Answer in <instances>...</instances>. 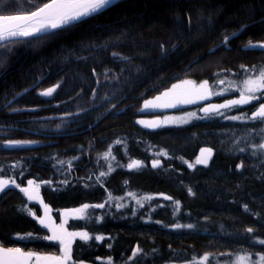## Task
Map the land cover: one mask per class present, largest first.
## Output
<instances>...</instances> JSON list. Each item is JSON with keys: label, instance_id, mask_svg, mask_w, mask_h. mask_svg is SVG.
I'll return each instance as SVG.
<instances>
[{"label": "trees", "instance_id": "1", "mask_svg": "<svg viewBox=\"0 0 264 264\" xmlns=\"http://www.w3.org/2000/svg\"><path fill=\"white\" fill-rule=\"evenodd\" d=\"M31 10L32 0L0 4V14ZM54 32L0 48V179L39 185L38 200L15 185L1 191L0 244L58 251L28 209L42 217L46 204L60 222L64 210L87 204L83 218L66 223L90 236L74 240V264H188L206 253L208 264L239 256L259 264L264 150L254 146L264 143V123L226 117L251 116L264 99L179 125L138 120L160 116L144 102L182 79L215 88L264 70V49L246 47L264 41V0H120ZM54 85L51 96L40 94ZM27 139L39 143L6 145ZM204 148L212 149L208 164L189 167ZM133 160L141 166L129 168ZM26 233L34 238H17Z\"/></svg>", "mask_w": 264, "mask_h": 264}, {"label": "snow or ice", "instance_id": "2", "mask_svg": "<svg viewBox=\"0 0 264 264\" xmlns=\"http://www.w3.org/2000/svg\"><path fill=\"white\" fill-rule=\"evenodd\" d=\"M5 3V0H0V4ZM116 0H41L39 4H36L32 0L31 11H25L22 13L16 14H0V48L10 51L8 47L10 44L24 43L28 41L29 38L36 37L37 34H55L54 30L67 29L72 27L75 23L83 22L87 18L95 17L96 15L102 14L104 11L114 6ZM247 28V25H241L240 29L237 32L243 31ZM237 32H233L230 35H225L223 38V43L226 45L231 37H235ZM175 47V46H173ZM246 47L248 48H261L264 49V41L253 43L251 40L248 41ZM162 51L163 45L161 46ZM114 57H117L122 60H128V57H122L119 53H113ZM243 67V66H242ZM183 85H193V89L188 91L180 96L175 97L172 100H166L171 94V92L177 88H180L181 85H173L172 90L166 91L161 94V96L155 97L154 100H146L144 102L145 108H170L175 107L176 104L180 103H194L196 100L207 99L208 96L215 95L209 90V85L207 81H203L198 87L195 86V82L191 80H185L181 82ZM220 84H223L224 81H219ZM59 85H54L43 90L40 94L43 96H51ZM259 93V95H257ZM264 99V70L260 71L256 77H249L243 81V87L240 89V96L238 99L228 100L224 104L220 105H209L201 109L205 114L218 112L219 109L233 108L238 105H248L253 101ZM195 113H189L188 116H194ZM232 120H254L264 123V103H261L259 107L252 112L251 116L241 115V116H232L226 117ZM184 119L176 120L171 117H165L163 121L148 122L140 121L141 124H145L147 127H158L160 124H173V123H186ZM9 143H19V142H9ZM119 143V142H118ZM264 150V143L255 145ZM241 151H244L241 149ZM110 152L105 153V159L108 158ZM212 155L211 148H204L200 150V156L197 157L195 164L207 165L209 159ZM160 160L152 161V167H158L160 165ZM141 162L133 160L128 164L129 168H139ZM194 164H189V167H194ZM237 167H242L238 165ZM112 171L109 167V172ZM101 176L107 175V173H101ZM10 185H15V187L20 188L19 184H16L14 180H3L0 179V191H4ZM29 187L20 188V191L23 192L29 200H38L39 199V185L34 181H28ZM191 192V189H189ZM129 195H134L129 193ZM171 199V197H166ZM144 199H151V197H145ZM43 203V201H40ZM138 203L140 201H137ZM179 205V202H176ZM104 204L94 205L92 207L103 208ZM90 205H82L80 208L66 211L65 216L75 214L78 218H83L86 209ZM122 207V205H121ZM247 209V205H245ZM48 205H44V216L36 217L35 212L31 209H28L30 215L34 216L40 225L49 228L52 231L51 236L43 237V239L58 242L60 246V255H40L34 252H25L19 247L14 248H4L0 247V264H69L72 260V243L76 237H79L81 240L87 241L90 239V236L87 232H68L64 228L63 224L58 226L54 225L51 222V217L49 216ZM67 221H65L66 223ZM176 228L182 227L177 224L174 225ZM186 227L191 228L192 225H186ZM249 233H252L254 229L249 228L246 230ZM18 239H31L34 238L32 233H26L23 236L17 235ZM39 238V237H35ZM95 239L102 240L104 237L96 236ZM260 244H264V240L258 241ZM141 249L137 247L133 255L135 256L138 253H141ZM211 254H204L199 261H189L188 264H208L209 257ZM237 264H256L254 261H250L247 256H239L237 258ZM259 264H264V255L259 257Z\"/></svg>", "mask_w": 264, "mask_h": 264}, {"label": "rangeland", "instance_id": "3", "mask_svg": "<svg viewBox=\"0 0 264 264\" xmlns=\"http://www.w3.org/2000/svg\"><path fill=\"white\" fill-rule=\"evenodd\" d=\"M185 80L194 81L195 82V86H197V87L203 82V81L202 82H196L193 79H182V80H180V81H178V82H176V83L173 84V85H181V87L173 90L171 92L170 96L168 98H165V99L166 100H172V99H174L177 96H180V95H182V94H184V93H186L188 91H191L193 89V85H183L181 83L182 81H185ZM173 85L171 87H169L168 89L164 90L163 92L159 93L155 97L161 96L162 93H164L166 91H169V90H172ZM208 85H209V90L211 92H213V93H216L217 95L218 94L219 95H227V94H230L233 91H237L238 94L234 98H230V99L223 100V102H216V101H214V98L216 96L215 95H211V96H208V98L207 99H204V100H196L194 103H180V104H176L175 107H170V108H145L143 106V109L145 111H154V112H157V113L161 112V114H160V116H157V117L141 118V119L138 120V122L140 123V121H148V122L163 121L165 119V117H171V118L176 119V120L184 119V120L187 121L186 123H188V122H190V121H192L194 119H197L199 117H205V116H207L209 114H219V113H222L225 110V108L219 109L218 112H213V113H208V114H205L201 109H203L205 107H208L209 105H220V104H224L228 100L238 99L239 96H240V89L243 87V82L241 84H239V83H232L231 81L230 82L229 81H224L223 84H220L219 83L218 86L215 87V88H212L209 83H208ZM42 91H40V93ZM45 97H48V96H45ZM155 97L150 98L148 100H154ZM31 111L32 112H36L37 110H31ZM189 113H195V115L189 117L188 116ZM179 124H184V123L160 124V125H179ZM141 125L146 126L145 124H141ZM11 142H19V143H9L8 142L6 145H8V146H30V145H35V144H38L39 143L38 140H32V139L17 140V141H11ZM196 159L193 160V161H185V162L188 165L189 164H194L196 166V165H198V164H195ZM26 187H29V185L27 184L25 186V188ZM0 193H1V191H0ZM42 207H43V215H42V217H43L44 214H45L44 213V204H42ZM73 209H76V208H73ZM73 209H66V210H64L62 212V220L60 222H58L53 217L52 211L49 208V210H50L49 211V216L51 217V222L54 225H56V226H58L60 224H63L64 225V228L67 229L68 232H83V231H71V230H69L67 228V225H66L67 222L65 223V221H68L71 218H77V216L75 214H71V213L69 215L65 216L64 213L66 211H69L70 212V210H73ZM45 228H47V227H45ZM47 229H48V231L50 233V236H51L52 235V231L49 228H47ZM77 238H79V237H76L75 239H77ZM74 240H73V242H74ZM53 243H57L58 244V242H53ZM0 247H4V246L0 244ZM4 248H13V247H4ZM23 251H25V250H23ZM25 252H34V253H37V254H40V255H60L61 254L60 253V246H59L58 251H51V252H46V253H44V252H36V251H25ZM33 264H34V258H33ZM69 264H74V263L71 260L69 262ZM81 264H84V263H81Z\"/></svg>", "mask_w": 264, "mask_h": 264}, {"label": "water", "instance_id": "4", "mask_svg": "<svg viewBox=\"0 0 264 264\" xmlns=\"http://www.w3.org/2000/svg\"><path fill=\"white\" fill-rule=\"evenodd\" d=\"M118 1H120V0H116V2H118ZM59 30H60V29H59ZM54 31H57V30H54ZM43 35H46V34L40 33V34H37L36 37L43 36ZM32 38H33V37H32ZM28 132L33 133V134H38V133L35 132V131H28Z\"/></svg>", "mask_w": 264, "mask_h": 264}]
</instances>
